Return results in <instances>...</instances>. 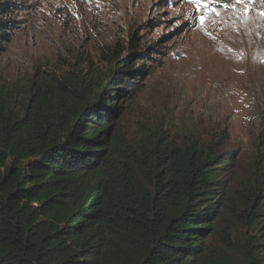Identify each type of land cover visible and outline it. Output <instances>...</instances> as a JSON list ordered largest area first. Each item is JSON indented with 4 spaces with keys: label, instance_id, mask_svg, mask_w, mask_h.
Here are the masks:
<instances>
[{
    "label": "trees",
    "instance_id": "16d2710c",
    "mask_svg": "<svg viewBox=\"0 0 264 264\" xmlns=\"http://www.w3.org/2000/svg\"><path fill=\"white\" fill-rule=\"evenodd\" d=\"M22 6L0 0V55ZM130 41L139 46L137 33ZM147 51L117 54L105 74L34 81L20 106L0 83V264H210L209 238L229 227L235 203L247 228H264V156L253 186L231 189L236 150L167 130L125 137L116 119L141 93L149 64L134 58ZM256 236L243 264H264Z\"/></svg>",
    "mask_w": 264,
    "mask_h": 264
},
{
    "label": "rangeland",
    "instance_id": "374dc122",
    "mask_svg": "<svg viewBox=\"0 0 264 264\" xmlns=\"http://www.w3.org/2000/svg\"><path fill=\"white\" fill-rule=\"evenodd\" d=\"M21 3L12 40L0 55V83L15 89L19 106L31 98L34 81L68 71L105 74L117 54L147 49L134 58L137 65L149 64L141 93L116 119L125 137L148 128L167 130L180 142L212 139L221 152L240 153L230 188L253 186V167L264 156V138L258 137L264 123V0ZM201 16L207 18L203 25ZM135 33L139 46L129 50ZM260 177L264 190V172ZM245 218L235 203L229 227L209 238L210 264L244 263L242 245L264 236V228H247Z\"/></svg>",
    "mask_w": 264,
    "mask_h": 264
},
{
    "label": "snow or ice",
    "instance_id": "6c2138e0",
    "mask_svg": "<svg viewBox=\"0 0 264 264\" xmlns=\"http://www.w3.org/2000/svg\"><path fill=\"white\" fill-rule=\"evenodd\" d=\"M196 2L198 4V6H202V5H200L199 0H196ZM241 2H243V0H241ZM262 14H264V13H262ZM206 19L207 18L205 16H201V24L202 25L206 22Z\"/></svg>",
    "mask_w": 264,
    "mask_h": 264
}]
</instances>
